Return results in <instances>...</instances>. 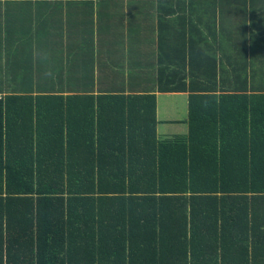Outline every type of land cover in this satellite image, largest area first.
I'll list each match as a JSON object with an SVG mask.
<instances>
[{
  "label": "trees",
  "instance_id": "trees-1",
  "mask_svg": "<svg viewBox=\"0 0 264 264\" xmlns=\"http://www.w3.org/2000/svg\"><path fill=\"white\" fill-rule=\"evenodd\" d=\"M253 75L239 92L159 77L187 93L186 134L162 140L154 93L4 87L0 264H264Z\"/></svg>",
  "mask_w": 264,
  "mask_h": 264
},
{
  "label": "crops",
  "instance_id": "crops-1",
  "mask_svg": "<svg viewBox=\"0 0 264 264\" xmlns=\"http://www.w3.org/2000/svg\"><path fill=\"white\" fill-rule=\"evenodd\" d=\"M257 56L264 0H0V85L154 93L160 140L186 134L187 93L159 77L239 92L260 81Z\"/></svg>",
  "mask_w": 264,
  "mask_h": 264
},
{
  "label": "rangeland",
  "instance_id": "rangeland-1",
  "mask_svg": "<svg viewBox=\"0 0 264 264\" xmlns=\"http://www.w3.org/2000/svg\"><path fill=\"white\" fill-rule=\"evenodd\" d=\"M10 41H12L13 42V37H11L10 38ZM7 81L9 82V83H16L17 82V80H16V78H15V76H11L10 75V77L7 79ZM11 87H14V86H12V85H10ZM21 89H24V88H26L25 86H22V85H18ZM142 88H150V87H142ZM3 89H4V86L3 85H0V91H3Z\"/></svg>",
  "mask_w": 264,
  "mask_h": 264
}]
</instances>
